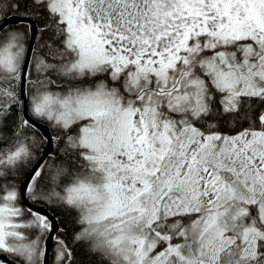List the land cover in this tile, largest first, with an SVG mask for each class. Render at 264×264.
Instances as JSON below:
<instances>
[{"label": "snow or ice", "instance_id": "obj_1", "mask_svg": "<svg viewBox=\"0 0 264 264\" xmlns=\"http://www.w3.org/2000/svg\"><path fill=\"white\" fill-rule=\"evenodd\" d=\"M28 3L0 0V264H264V0Z\"/></svg>", "mask_w": 264, "mask_h": 264}, {"label": "trees", "instance_id": "obj_2", "mask_svg": "<svg viewBox=\"0 0 264 264\" xmlns=\"http://www.w3.org/2000/svg\"><path fill=\"white\" fill-rule=\"evenodd\" d=\"M30 6L31 5L29 0L28 7ZM23 10L24 9L22 8L21 11ZM15 119H16V113L15 111H13V113L10 116H8L6 121L9 128L12 126V122ZM8 130L9 129L6 128L5 132L7 133ZM56 215L59 216L60 219L63 221L62 226L66 227V230L70 236L74 227L73 221H74L75 213L71 210H57ZM74 252H75V264H99V257L91 254L86 244L76 245Z\"/></svg>", "mask_w": 264, "mask_h": 264}, {"label": "water", "instance_id": "obj_3", "mask_svg": "<svg viewBox=\"0 0 264 264\" xmlns=\"http://www.w3.org/2000/svg\"><path fill=\"white\" fill-rule=\"evenodd\" d=\"M50 248H51V245H50ZM51 259V255L49 256V260Z\"/></svg>", "mask_w": 264, "mask_h": 264}]
</instances>
